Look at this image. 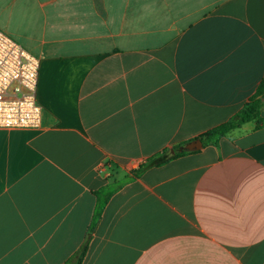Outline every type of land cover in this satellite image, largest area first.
<instances>
[{"label": "crops", "instance_id": "obj_1", "mask_svg": "<svg viewBox=\"0 0 264 264\" xmlns=\"http://www.w3.org/2000/svg\"><path fill=\"white\" fill-rule=\"evenodd\" d=\"M40 59L39 129H0V264H264V0H0ZM122 185L120 190L114 191Z\"/></svg>", "mask_w": 264, "mask_h": 264}, {"label": "built area", "instance_id": "obj_2", "mask_svg": "<svg viewBox=\"0 0 264 264\" xmlns=\"http://www.w3.org/2000/svg\"><path fill=\"white\" fill-rule=\"evenodd\" d=\"M40 59L0 29V129H39Z\"/></svg>", "mask_w": 264, "mask_h": 264}, {"label": "trees", "instance_id": "obj_3", "mask_svg": "<svg viewBox=\"0 0 264 264\" xmlns=\"http://www.w3.org/2000/svg\"><path fill=\"white\" fill-rule=\"evenodd\" d=\"M264 109V79L262 80L256 94L243 106L242 110L235 116L230 118L226 123L206 132L197 139H200L203 143V147L210 145L217 146L222 138H224L229 132L240 128L246 123L256 122L259 125L262 124L263 118L261 112ZM187 143L176 145L170 149H164L163 151L151 156L143 163L138 170L134 171L132 175L137 177L141 175L144 171L151 168H159L165 166L166 164L182 158L189 154H194L196 152H186L179 151L181 147ZM175 151V153H172ZM122 185L116 187L114 191L120 190ZM87 244L84 245L82 251L80 252L79 258L73 264H81L82 259L86 253Z\"/></svg>", "mask_w": 264, "mask_h": 264}, {"label": "water", "instance_id": "obj_4", "mask_svg": "<svg viewBox=\"0 0 264 264\" xmlns=\"http://www.w3.org/2000/svg\"><path fill=\"white\" fill-rule=\"evenodd\" d=\"M202 149H203L202 141L200 139H196L194 141H191V142L187 143L183 147H181L179 149V151L197 152V151H200ZM172 153H175V151H173Z\"/></svg>", "mask_w": 264, "mask_h": 264}]
</instances>
